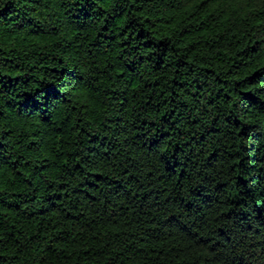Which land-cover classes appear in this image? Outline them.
<instances>
[{
	"label": "trees",
	"instance_id": "trees-1",
	"mask_svg": "<svg viewBox=\"0 0 264 264\" xmlns=\"http://www.w3.org/2000/svg\"><path fill=\"white\" fill-rule=\"evenodd\" d=\"M0 264H264V0H0Z\"/></svg>",
	"mask_w": 264,
	"mask_h": 264
}]
</instances>
